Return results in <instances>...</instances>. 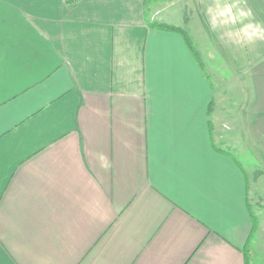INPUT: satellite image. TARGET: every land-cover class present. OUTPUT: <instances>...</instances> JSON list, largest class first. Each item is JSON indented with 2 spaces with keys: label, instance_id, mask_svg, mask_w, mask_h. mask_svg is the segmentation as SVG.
<instances>
[{
  "label": "crops",
  "instance_id": "0c3cea01",
  "mask_svg": "<svg viewBox=\"0 0 264 264\" xmlns=\"http://www.w3.org/2000/svg\"><path fill=\"white\" fill-rule=\"evenodd\" d=\"M171 4L0 0V264H246L264 0Z\"/></svg>",
  "mask_w": 264,
  "mask_h": 264
},
{
  "label": "rangeland",
  "instance_id": "374dc122",
  "mask_svg": "<svg viewBox=\"0 0 264 264\" xmlns=\"http://www.w3.org/2000/svg\"><path fill=\"white\" fill-rule=\"evenodd\" d=\"M169 2H174V4L170 5L169 8L166 10L169 11L170 14H172L174 18V22L172 23H167L168 27H171V29L174 27H177V24L182 20L180 11L178 10V7L180 4L183 5L185 3V0H168ZM184 23H182L183 25ZM187 24V23H186ZM186 24H184L186 26ZM190 24V22L188 23ZM181 28V27H179ZM183 30V28H181ZM199 30V29H196ZM200 31V30H199ZM202 34V33H201ZM187 35V34H186ZM200 38L202 35H200ZM190 39V36H188ZM202 40H199L201 50L203 51L204 49L207 48V42L205 41V38H201ZM195 41V39H194ZM202 44V45H201ZM223 147L227 148L228 150L234 152L238 159L240 161H243L244 165H247V170H248V176L250 179V188L251 194H250V202H251V207L254 213L256 214V219H257V225H256V230L253 235V239L250 243V246H248V258L250 264H264V182H263V173L258 170H254V168H251V164H254L255 162V156L252 155L249 156L247 153L244 151L242 147H234L235 145H230V146H225L222 145ZM254 157V158H253ZM254 159V161L252 160ZM253 163H251V161ZM264 166V164H262ZM257 167V166H256Z\"/></svg>",
  "mask_w": 264,
  "mask_h": 264
},
{
  "label": "trees",
  "instance_id": "16d2710c",
  "mask_svg": "<svg viewBox=\"0 0 264 264\" xmlns=\"http://www.w3.org/2000/svg\"><path fill=\"white\" fill-rule=\"evenodd\" d=\"M67 1H68V2H73L74 0H67ZM160 27L163 28V29L176 30V31H181V30H182V29L179 28V27H176V28L173 27V28L171 29V27H168L167 24H161ZM246 264H250V262H249V258H248V257H246Z\"/></svg>",
  "mask_w": 264,
  "mask_h": 264
}]
</instances>
